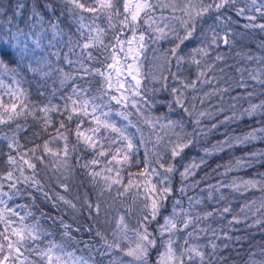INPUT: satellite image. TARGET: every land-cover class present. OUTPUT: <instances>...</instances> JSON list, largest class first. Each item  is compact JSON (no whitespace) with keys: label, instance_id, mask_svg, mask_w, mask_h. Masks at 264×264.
I'll use <instances>...</instances> for the list:
<instances>
[{"label":"snow or ice","instance_id":"6c2138e0","mask_svg":"<svg viewBox=\"0 0 264 264\" xmlns=\"http://www.w3.org/2000/svg\"><path fill=\"white\" fill-rule=\"evenodd\" d=\"M236 3L237 0H8L7 7L0 3V86H4L3 77H8L11 84L17 85L14 91L9 87V93L19 101L0 102V141L7 149L2 153L7 168L0 171V264H150L153 249L158 252L156 264H215L208 257L209 247L212 256L227 264L220 252L242 240L233 235L238 230L236 225L251 219L252 212L259 216L246 227H264V198L254 212L256 201H251L234 214L224 192L228 189L242 196L252 190L264 193V174L259 178L220 180L206 188L196 178L210 156L250 149L257 141L264 143V56H245L254 60L258 68L236 67L238 78L227 76L225 68L218 67L217 62L225 60L222 54L212 57L221 44L231 48L237 35L243 38L242 33H234L232 17L223 11ZM235 14L248 21L243 25L245 29L264 33V0H247ZM101 17L107 27L98 23ZM208 20L213 23L205 28ZM110 31L111 41L105 43ZM160 41L172 46L157 56V48L151 46ZM186 42L198 46L186 52ZM260 47L264 48V43ZM63 48L67 52L62 54ZM149 51L154 60L162 61L159 75L143 71ZM185 65L196 66L195 79L180 74ZM18 77L35 80L42 96L45 93L40 89L49 80L53 84L58 80L61 89L70 86V95L60 93L66 99L63 112L51 101L29 108L25 103L28 93ZM89 77L99 78L94 92ZM236 89L243 91L232 96ZM59 90L53 88L52 95ZM257 91L259 98L254 102ZM161 93L171 99L164 101L167 113L157 115L153 109L161 102ZM213 98L219 103H214ZM197 101L203 107L197 108ZM52 112L64 116L54 134L48 131L53 124ZM169 113L177 114V118L172 119ZM185 115L192 124L190 132L186 131ZM27 116L39 124L40 130L33 131L32 136L40 142L29 140L25 146L21 134L28 131ZM21 117L25 118L24 124L18 122ZM74 117L76 143L70 148L69 134L73 130L65 120L71 122ZM206 120L209 123L205 124ZM246 120L258 126L239 131ZM86 121L89 126L82 129ZM145 127L150 130L148 137L144 135ZM217 132L222 139L210 147L201 145L203 155L199 160L188 159L186 150L196 148L201 138ZM81 145L83 151H91L93 159L83 164L77 160L76 164L91 177L94 186L102 181L100 197L105 191H113L114 185L118 186V195L133 186L137 196L143 194V208L135 228L129 229L121 215L109 239L96 226L102 212L98 200H91L87 194L83 199L61 194V190L69 192L67 181L76 167L72 153L80 151ZM112 145H116L115 149ZM141 145L145 148L143 170L128 173L125 184L122 173ZM104 157H109L104 168L97 170L94 166L100 165L99 158ZM135 162L140 163L139 159ZM257 163L264 165V148L245 151L225 165H218V169H224L219 174L226 176ZM174 174L180 177L178 190L172 184ZM52 180L56 181L55 189ZM196 189L200 194H188ZM18 199L25 203H10ZM38 202L49 205L50 210L41 208ZM221 202H225L223 206H210ZM169 204L171 211L167 210ZM85 211L87 217L83 215ZM69 215L71 222L65 219ZM217 221L221 222L219 229L213 226ZM52 228L58 231L59 241ZM129 231L133 237H129ZM84 233L90 238L84 239ZM202 234L208 237L206 244L197 242ZM125 241H129L126 246ZM260 257L250 252L248 264H264V251Z\"/></svg>","mask_w":264,"mask_h":264},{"label":"trees","instance_id":"16d2710c","mask_svg":"<svg viewBox=\"0 0 264 264\" xmlns=\"http://www.w3.org/2000/svg\"><path fill=\"white\" fill-rule=\"evenodd\" d=\"M247 0H237V3L235 6H233L230 9L223 10L225 12L226 16H231L232 17V23L231 27L234 31V33H242L243 38H241L239 35L235 37V43L234 46L231 48H228L224 46L223 44L220 45L218 49H216L212 53V57L217 53L222 54L225 57V60L222 62H217L218 67L223 66L225 68V74L227 76H232V77H239V73L236 71V67H248L250 70L251 69H256L258 68V64L254 60H248L245 59V56H252V57H260L264 56V48H261L260 45L264 43V33H262L259 29H245L243 27L244 24L248 23V21L242 17H237L235 12L238 7H242L245 5ZM0 3H2L5 7L8 6V0H0ZM122 8V5H121ZM91 15L89 13L85 14ZM259 22V18H258ZM101 27H107V22L101 17L100 21ZM112 38V32L110 31L107 36L105 37V43H108L111 41ZM153 47V46H151ZM154 48V47H153ZM192 48V47H190ZM185 50L186 52H190L191 49ZM63 52H67V48L62 49V54ZM76 52H79V49L76 50ZM152 51L148 52V55ZM240 55H237V54ZM150 57V55H149ZM103 59V57H100ZM71 59L75 60L76 56L71 55ZM143 59V58H142ZM158 65L155 63L153 64V60L147 59L144 61V67L143 71L149 74H155L159 75L163 69L160 68V64L162 61L157 62ZM61 66L65 67L66 69L69 68L68 65L62 64ZM175 70V69H173ZM183 77H187L188 79L192 80L195 79L196 77V66L195 65H185L182 72L180 73ZM31 75V74H29ZM212 73H209V76H211ZM216 75L219 77L221 74L216 71ZM246 76V73H245ZM4 79V86H0V102H3L4 104H10L12 102L19 103L18 100H15L14 97L9 93V87L11 90H15L17 88L16 84H11L10 80L8 77H3ZM18 79H21V87H23L27 93H28V100L25 101V103L29 104V108L32 107V105H42V104H47L49 101H51V104L53 105H58L61 109V112H63V106L66 103V99L61 96V92H63L64 97L67 95L71 94V88L70 86H65L64 88H60L59 81L55 84H53L52 80H49L40 91H43L45 94L42 96L39 94L38 91V85L35 80H30L27 78H22L18 77ZM99 78H92L89 77L88 80L92 82V90L93 92L95 91V88L97 87L95 80H98ZM81 83L83 86L87 87V83L84 81H78ZM251 83V82H250ZM151 86V85H150ZM57 88L60 89L59 91L56 92L55 95H52V89ZM205 90H208V86H204ZM243 89H236L231 93L232 96L237 95L239 92H242ZM165 98L168 100L171 99L170 96H168L167 93H161L158 95V100L161 101L160 103L157 104V107L153 109V112L157 115H161L164 113H167V108L164 106V101ZM259 98V91H257V97L254 98V102ZM189 100H191V95L189 96ZM214 103H219L218 100L213 98ZM229 102V96H225L224 98V104L225 107L227 108ZM196 107L200 108L203 107L197 102ZM244 106H247V103H244ZM225 114H228L227 112ZM42 115V114H41ZM53 124L52 126L48 129L49 132L55 133L56 127H58L59 122L61 119H64V116L60 115L58 112H52L50 113ZM172 119L177 118V114L175 113H169ZM76 117L73 118L71 122H68L65 120L66 124L69 125V127L73 130L69 134V147L71 148L73 145L76 143V136H75V127H76ZM114 119L119 120L118 117H114ZM184 120L186 122V131H192V124L189 122V118L187 115L184 116ZM27 121V126H28V131L25 133L21 134V142L25 144V146L29 145V140H34L35 142L39 143L40 140L34 138L32 136L33 131H39L40 126L37 123L36 120L33 119L32 116H27L26 117ZM21 124L25 123V118L21 117L18 121ZM205 124L209 123V121H204ZM88 122L86 121L81 127L82 129H86L88 127ZM250 126H258L255 125L253 121H244L241 122V128L239 131H247ZM232 128H235V125H232ZM63 131V130H62ZM134 131V130H132ZM221 131H224V129H221ZM144 135L145 137H148L150 135V130L145 127L144 129ZM42 138H47V134H42ZM152 140L155 141V136L153 135ZM222 139V136L220 135L219 132L216 134H209V136L205 138H201V144L197 145L196 148L194 149H189L186 150L188 152V159L191 160L192 158H195L196 160H199L200 157L203 155L201 151H199V148L201 145H207L211 146V144L215 143L216 141ZM139 140V136L137 135V141ZM57 143L62 144L63 141H57ZM81 150L75 153H72V163L76 165L72 176L70 179L67 181L70 185L69 192L64 193L61 190V194L66 195L69 199H74L76 197H80L83 199L85 197V194L93 200L100 202L102 212L98 218V223L97 227L100 228V230L106 232V234L109 236V239H112V230L116 228V224L118 222L119 216L123 215L125 217V222L128 224L129 229H133L137 226V221L140 217V212L141 209L143 208V203H144V196L143 194L137 196L136 195V188L133 186L127 193L124 195H118L117 192L115 191L116 185L113 186V191L108 192L105 191L103 193V196L100 197L99 195V189L102 186V181L97 184L93 185L91 183V177L86 174L85 170L78 164H76V161L79 160L80 164H83L84 161L86 160H91L93 159L91 151H83V146L81 145ZM116 145H112V148L115 149ZM149 148H151V144H149ZM264 148V143L262 142H254V145L251 146L250 149H236L235 151H230V152H223L218 155H213L210 156L207 160V164L204 165L198 172H197V177L201 180V187L206 188L208 184H216L220 180H225V181H230L232 178H237V177H242L245 179L248 178H259V174H264V165H261L260 163H257L254 167L249 168V169H244V170H238V171H232L228 173L226 176L220 175L219 173H223L224 169L223 167H220L218 169V165L222 166L228 163L233 157H240L244 154L245 151L248 150H256V149H261ZM7 149L5 147V142L0 141V171H4L7 168L6 165V158L2 154L6 152ZM145 148L144 146L139 147L138 153H136L135 156H133L132 163L125 168L123 171L122 175L124 176V182L125 184L127 183L129 176L128 173H137L139 171L143 170L144 166V159H145ZM109 157H104V158H99L101 159V164L98 166H94L97 168V170L103 169L104 168V161L107 160ZM139 159L140 163L137 164L135 161ZM165 159H167V156H165ZM188 161H185L187 163ZM218 171H214L217 170ZM181 171L183 169H180ZM205 173L208 175L205 176ZM43 175V174H42ZM49 176L52 175L51 172L48 173ZM195 179V178H194ZM135 177H133V184L135 185L136 183ZM53 189H55L56 181L52 180L50 181ZM172 184L174 189H177L180 187V177L178 174H174L172 178ZM122 191V189H121ZM142 191V189H141ZM225 194L228 195L229 201H231V206L233 208L234 214L239 212L240 207L245 204L249 203L251 201H256V205L258 206L257 203L260 202L261 198H264V193H261L260 191L257 190H252L247 192L245 195H240L239 193H231L229 192L228 189H224ZM177 196L179 195V192L177 191L175 193ZM189 195L196 196L199 193V189H196L195 191H189ZM10 203H25L24 199H18L15 202H10ZM40 207L45 209V210H50V206L43 204L42 202H38ZM223 203L221 202L220 205H215L212 204L210 206H223ZM186 206V202H185ZM254 206V207H255ZM253 207V210H254ZM19 211V209H17ZM168 211H171V205L169 204L168 206ZM33 211L37 212V215H39V212L34 208ZM70 211V210H69ZM84 217H87V212L85 211L83 213ZM249 216L251 219H248L246 222L241 223L240 225H236V228L238 229L233 233L235 237H241L242 240L239 243H234L232 244L228 249H223L220 252V256L224 257L227 261V264H248L249 261V253L253 252L256 254V258L260 259V253L264 251V227L262 226H254V227H246V224H252L253 220L258 218L259 213L256 216H252V212H249ZM66 220L70 221V215L65 216ZM223 224L226 225L227 221H223ZM214 227H219L221 226V222L217 221L214 225ZM55 233V239L60 240V236L58 231L55 228L51 229ZM130 235H133L134 233L129 231L128 232ZM78 238L79 234H78ZM84 239H89V234L84 233L83 234ZM198 243L206 244L208 242V237L204 236L202 234V238L200 241H197ZM218 244L221 243V241L217 240L216 241ZM182 244V241H180ZM82 247V245H81ZM162 248L159 249L161 251ZM182 251V249L180 250ZM208 253V257L210 259H213L215 261V264H221L219 257L212 256V249L209 247L206 249ZM80 254V253H77ZM158 257V252L156 249H153L152 252L150 253V264H156Z\"/></svg>","mask_w":264,"mask_h":264},{"label":"rangeland","instance_id":"374dc122","mask_svg":"<svg viewBox=\"0 0 264 264\" xmlns=\"http://www.w3.org/2000/svg\"><path fill=\"white\" fill-rule=\"evenodd\" d=\"M213 23V21L212 20H208V24H205L204 25V27L205 28H207L208 27V25L209 24H212ZM187 44H188V49L190 48V47H192V48H194V47H197L198 45L196 44V43H191V42H186ZM154 48H157V52H156V55L158 56L159 54H160V52L161 51H163L164 49H167V48H169V47H171L172 45L168 42V41H160L159 43H158V45H152ZM183 47V46H182ZM185 49V50H188V49ZM192 48H190V49H192ZM149 55H150V57H149ZM148 55V59L150 58V60H153V64L155 63L156 65H158V63L157 62H160L161 60H154L153 59V53L151 52L150 54ZM202 152V151H201ZM202 154H203V152H202ZM182 169V168H181ZM259 203L260 202H258L257 203V205L259 206ZM256 207V206H255ZM255 207H254V210H253V212L255 211ZM258 214V213H257ZM256 214V215H257ZM256 215H252V216H256ZM128 235H129V237H133L134 236V234L133 235H130L129 233H128ZM129 241H125L124 242V244H125V246H126V244L128 243ZM161 251H163V249L161 250ZM157 259H158V257H157Z\"/></svg>","mask_w":264,"mask_h":264}]
</instances>
